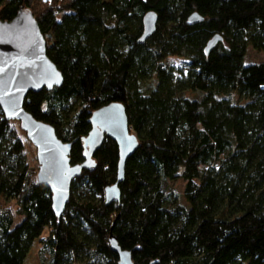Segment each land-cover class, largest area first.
Listing matches in <instances>:
<instances>
[{"label": "trees", "instance_id": "16d2710c", "mask_svg": "<svg viewBox=\"0 0 264 264\" xmlns=\"http://www.w3.org/2000/svg\"><path fill=\"white\" fill-rule=\"evenodd\" d=\"M28 11L64 81L30 92L26 111L74 143L72 165L112 103L138 147L120 202L105 199L120 161L105 137L58 217L34 145L0 107V264H24L37 240L45 264H119L112 238L133 264H264V65L245 63L249 48L264 54V0H0L2 22Z\"/></svg>", "mask_w": 264, "mask_h": 264}, {"label": "water", "instance_id": "95a60500", "mask_svg": "<svg viewBox=\"0 0 264 264\" xmlns=\"http://www.w3.org/2000/svg\"><path fill=\"white\" fill-rule=\"evenodd\" d=\"M198 15L190 17L191 25L200 23ZM158 18L155 14L144 20L141 42L155 32ZM220 37L213 38L206 47L210 55ZM63 75L47 54V42L31 12H21L11 23L0 21V107L8 121L19 122L28 140L37 150L39 173L37 181L50 188L53 194V212L63 215L71 198V187L85 169L94 167V155L105 137L118 144L120 161L117 183L106 190L107 205L120 202V184L125 178L128 159L138 147L137 138L130 133L126 108L112 103L95 112L91 118L92 131L85 141L86 154L82 164L72 165L70 155L74 143H64L51 125L38 121L24 108L30 92L39 93L63 85ZM111 248L118 253L119 264H133L130 253L122 251L116 239Z\"/></svg>", "mask_w": 264, "mask_h": 264}, {"label": "rangeland", "instance_id": "374dc122", "mask_svg": "<svg viewBox=\"0 0 264 264\" xmlns=\"http://www.w3.org/2000/svg\"><path fill=\"white\" fill-rule=\"evenodd\" d=\"M28 12H31V11H28ZM30 161H31V164L34 167H36V165H37V168H38V160H37V150H36V148L35 149H30ZM36 162H37V164H36ZM184 186H185V184H184L183 181L175 182L172 185L173 191L179 197V203H182V204H185ZM11 206H13V208L15 209L13 204ZM41 249H42V247H41V244L39 243V240L35 241V243L33 245V248L31 249L29 255L27 256V259H26L24 264H45L43 262V260H42Z\"/></svg>", "mask_w": 264, "mask_h": 264}, {"label": "crops", "instance_id": "0c3cea01", "mask_svg": "<svg viewBox=\"0 0 264 264\" xmlns=\"http://www.w3.org/2000/svg\"><path fill=\"white\" fill-rule=\"evenodd\" d=\"M245 63L247 65H251V64H263L264 65V54L258 53L254 51L253 49L249 48Z\"/></svg>", "mask_w": 264, "mask_h": 264}]
</instances>
